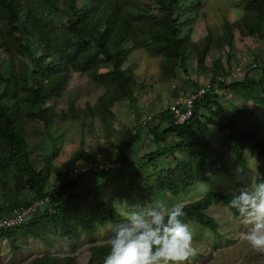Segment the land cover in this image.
I'll use <instances>...</instances> for the list:
<instances>
[{
  "label": "rangeland",
  "instance_id": "obj_1",
  "mask_svg": "<svg viewBox=\"0 0 264 264\" xmlns=\"http://www.w3.org/2000/svg\"><path fill=\"white\" fill-rule=\"evenodd\" d=\"M24 1L29 9H33L40 16H46V21L55 19L51 30L48 29L49 41L44 43L42 51L37 54L38 60L42 64H50L55 71L62 70L66 65L70 72L65 88L42 103L43 110L48 109L50 112L51 123L46 125L39 120L38 109H35L30 100V90L36 86L37 81L41 82L42 74L33 70L28 57L8 54L0 48V75L6 77L13 73L17 82L18 90L16 94L11 92L8 106L17 110L30 160L37 170L45 171L46 159H53L54 173L50 177L49 190L56 187L55 183L59 184V179H63L57 172L63 167V174L66 173L67 177L72 169L92 163L107 165L112 169L123 166V169L110 176H84L80 179L76 192L81 194L93 188L100 190L102 196L112 205L125 201L129 205L142 202L168 206L176 202L190 204L201 199L208 191L232 193L248 184L256 183L263 161L258 160L256 154L248 152V169L241 171L235 165L232 155L223 150L224 158L218 165L225 166L232 177L210 174L204 184L198 183L184 193L173 192L158 200H144L137 191H131V196L125 198L119 196L121 185L118 184L119 180L128 183L135 176V171L128 168L130 163L126 154V145L133 136H137L139 142L131 149V163L142 160L145 164V157L156 151L151 131L158 125V115L164 109L175 105L179 100L184 101L187 94L197 87L225 76L227 72H233L232 75L239 73L235 82L230 80L231 84L245 81L244 75L256 83L261 81L264 66V23L258 26L255 15L245 18L249 14L251 0H203L197 7L196 21L191 20L192 13L183 16L182 20L188 21L182 25L180 32L181 38L186 40L187 72L180 66L179 61L175 60L177 62L170 64L164 54L152 53L153 46H146V39L154 24L161 22L164 17L156 0H118L125 15L140 17V10L147 13V24L137 23L139 26L135 29V40H129L124 47L128 57L123 69L133 78L131 88L137 99L134 108L127 98H118L114 87L109 89L111 84L117 83L112 72L110 73L113 69L111 65L103 61H99L97 65L90 62V59L81 57L74 59L61 50V43L56 36L63 27L58 28L55 25L68 20L57 10L63 9L65 0H50L57 9L52 5L45 12L39 10L38 0H31V3L29 0ZM79 1L80 7L88 9L89 12L96 6L95 0ZM41 2L45 4L44 0ZM184 9L180 7L179 10ZM21 12L23 14L24 9ZM90 19L96 20L94 17ZM33 21L30 18L25 21L32 26V30L35 27ZM26 39L30 41V38ZM207 45L209 52L205 65L199 67V55ZM154 49H161V45ZM60 58L66 62L62 68L59 66ZM88 64V69L83 68ZM253 65L259 67L251 69ZM4 87L5 82L0 78V94ZM259 96L264 97L262 93ZM219 101L233 118L235 108L251 109L260 115L253 100L245 101L236 93L224 91L219 96ZM214 113L213 110L205 108L199 114L215 132L213 145L216 147V141L223 138L220 136L221 121ZM149 117L152 120L147 124ZM165 140L171 143L169 135L165 136ZM4 151L5 145H0V216L18 205H29L32 202L31 194L26 191L18 192L16 170L10 166ZM74 158L75 163L67 167ZM170 162L173 160L160 161L159 166L167 167ZM140 171L152 181L153 171L149 166ZM207 213L218 222V234L195 223L189 224L193 234L195 257L187 259L183 264H264V250L254 249L241 239L239 233L246 231L247 226L241 222L239 216L234 217L223 204L215 205ZM115 226L105 224L90 235L82 234L68 239H60L59 230L52 227H48L41 238L29 235L25 229L19 233L15 246L7 238H0V264H68L73 261L87 264L92 249L108 247L107 241ZM47 237L51 240H44Z\"/></svg>",
  "mask_w": 264,
  "mask_h": 264
},
{
  "label": "trees",
  "instance_id": "obj_2",
  "mask_svg": "<svg viewBox=\"0 0 264 264\" xmlns=\"http://www.w3.org/2000/svg\"><path fill=\"white\" fill-rule=\"evenodd\" d=\"M41 1H37L41 12H45L52 5L54 7L50 0H44L45 4ZM95 1L96 6L91 8L90 12L88 9L80 7L79 0H65L62 10L54 7L68 19L65 23L61 21L55 25L58 28L63 27L56 36L57 40L61 43L63 53L67 52L74 59L81 57L86 60L90 59V62L97 65L99 61L111 65L113 69L110 73L112 72L117 83L111 84L110 88L108 85V88L114 87L118 98H127L134 108L137 99L131 88L134 83L133 78L123 69L128 57L124 47L129 40H135V29L139 26L137 23L147 24V20H145L147 13L140 10L142 14L140 17L128 16L122 13L118 0ZM202 1L156 0L164 17L161 22L154 24L156 30L153 28L146 39L147 48L153 46L152 53L164 54L170 64L179 61L185 72H187L185 68L187 55L184 43L186 40L181 38L180 32L182 25L188 21L182 19L185 14L192 13L191 20L196 21L198 19L197 7L201 5ZM29 2L31 3V0ZM249 6L250 11L245 18L255 15L258 26H261L260 24L264 23V0H251ZM180 7L185 9L179 10ZM22 9H24L23 14ZM91 17L96 20L90 19ZM28 18L31 21L34 20L33 30L32 26L25 22ZM45 18L46 16H40L33 9H29L24 0H0V48L8 54L28 57L33 70L42 74L41 82L37 81L36 86L30 90V100L35 109H38L39 120L50 125V112L48 109L43 110L42 103L55 97L65 88L70 72L65 67L66 65L64 66L66 62L62 58H60L59 66L64 67L60 71H55L50 64L40 63L37 58V54L42 51L41 47L46 41H49L48 29L51 30L55 20L53 18V20L46 21ZM245 18L244 22H246ZM26 38H30V41ZM159 45H161V49L155 50L154 48ZM34 47L37 48L34 49ZM208 52L209 46L207 45L199 55V67L205 65ZM83 68L88 69L89 64ZM262 68L263 76L259 83L247 77L241 83L221 84L222 89L242 96L245 101L253 100L260 115L255 114L251 109L235 108V117L233 118L222 107L215 95L198 100L193 116L184 124H179L174 112L166 108L158 115V125L151 131L156 151L145 157V164L142 160L131 163V149L136 146L138 141V137L133 136L126 145V154L130 163L128 168L135 171V176L128 183L119 180L118 184L121 185L119 196L129 198L131 191H137L144 200H158L169 193H184L198 183L204 184L210 174H220L230 178L232 175L228 169L218 165L223 161V150H227V153L232 155L235 165L241 171L248 169L246 159L248 152L256 154L257 159L263 161L262 167H259L256 183L264 182V97L259 96V93L264 95V66ZM0 78L5 82L3 92L0 94V145H5L4 152L8 157V162L16 170L18 192L26 191L31 194L32 202L29 204L31 205L45 199L50 192L58 190L57 198L40 207L26 224L11 229H1L0 238H7L10 244L15 246L19 233L25 229L29 235L41 238L44 231L48 227H52L59 230L60 239H68L82 234L90 235L99 226L105 224L117 225L123 222V217L117 213L111 202L102 196L100 190L93 188V190L81 194L76 192L78 183L84 176L65 185L62 180L67 178L71 171L65 177L64 167L57 171L63 179H59L58 185L55 183L54 189H48L50 177L54 173L53 159L50 157L46 159L45 171L37 170L32 164L28 145L20 129L17 110L15 107L8 106L11 92L14 91L16 94L18 90L17 82L13 73H9L6 77L0 75ZM32 79L34 80V77ZM201 87H197L194 91ZM187 95H192V93ZM205 108L213 110L215 116L221 121L220 136L223 139L216 141V147L213 145L215 132L199 114L200 110ZM168 135L171 138V143H167L165 140V136ZM164 143L166 144L163 145ZM167 160H173V162H170L171 164L169 163L167 167L159 166L160 161ZM75 161V158L72 159L66 166L71 167ZM173 163L174 165H172ZM147 166L153 171L152 181L141 174L140 170ZM121 169L123 166L120 169H112L103 175L117 174L121 172ZM230 199L231 193L208 191L198 201L183 204L186 214L184 221L188 224L195 223L218 234L219 224L207 212L218 204L227 207ZM29 205H18L3 216L9 215L14 209ZM228 210L234 217L239 216L235 209L228 208ZM44 240L51 239L47 237ZM107 253L108 247L92 249L87 264H103ZM193 257L195 255L188 259ZM68 264L77 263L73 261Z\"/></svg>",
  "mask_w": 264,
  "mask_h": 264
},
{
  "label": "clouds",
  "instance_id": "obj_3",
  "mask_svg": "<svg viewBox=\"0 0 264 264\" xmlns=\"http://www.w3.org/2000/svg\"><path fill=\"white\" fill-rule=\"evenodd\" d=\"M258 67L253 65L251 69ZM227 73L218 78L227 79L233 72ZM222 84L229 85L231 81ZM224 91L227 90L220 85V93H208L202 99L210 95L219 99ZM113 207L123 217V222L113 228L103 264H183L194 254L193 234L184 221L186 214L182 202L168 206L143 202L129 205L125 201L114 203ZM227 207L235 209L247 226L246 231L239 233L241 239L254 249L264 250V182L248 184L232 192Z\"/></svg>",
  "mask_w": 264,
  "mask_h": 264
},
{
  "label": "built area",
  "instance_id": "obj_4",
  "mask_svg": "<svg viewBox=\"0 0 264 264\" xmlns=\"http://www.w3.org/2000/svg\"><path fill=\"white\" fill-rule=\"evenodd\" d=\"M238 77L239 73L233 74L227 79L218 78L214 83H208L202 86L194 94L187 96L184 101H177L176 104L174 103L175 105L169 107V109L176 115L178 123L184 124L193 116L195 104L198 100L204 98V96L208 93H220V85L222 83L228 82L229 80H235ZM151 119L152 118L149 117L147 122H149ZM110 170H112V168L108 167L107 165L93 163L78 168L76 167L69 173V177L66 181H64V184L66 185L74 182L81 176H88L92 174H107ZM57 196L58 190H54L50 192V194L43 200L37 201L26 207L14 209L7 216H0V230L11 229L26 224L40 207L49 204L53 199L57 198Z\"/></svg>",
  "mask_w": 264,
  "mask_h": 264
}]
</instances>
